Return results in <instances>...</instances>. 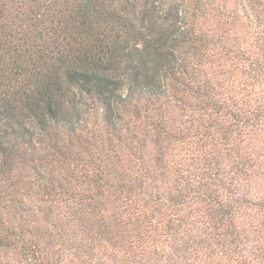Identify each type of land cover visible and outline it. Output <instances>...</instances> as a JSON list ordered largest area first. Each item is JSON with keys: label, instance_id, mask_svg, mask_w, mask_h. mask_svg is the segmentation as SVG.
<instances>
[{"label": "trees", "instance_id": "trees-1", "mask_svg": "<svg viewBox=\"0 0 264 264\" xmlns=\"http://www.w3.org/2000/svg\"><path fill=\"white\" fill-rule=\"evenodd\" d=\"M191 5L0 0V264L5 249H17L29 264H52L53 235L45 234V219L34 223L38 214L50 220L80 210L96 231L107 232L116 226L103 219L112 217L111 208L125 206L133 216L183 207L195 192L206 200L217 195L212 184L196 187L191 173L167 164L134 177L108 172L98 150L108 135L135 158L126 119L150 118L165 97L217 103L203 74L207 42ZM19 195H29V206ZM8 206L28 212L30 236L9 230Z\"/></svg>", "mask_w": 264, "mask_h": 264}, {"label": "rangeland", "instance_id": "rangeland-1", "mask_svg": "<svg viewBox=\"0 0 264 264\" xmlns=\"http://www.w3.org/2000/svg\"><path fill=\"white\" fill-rule=\"evenodd\" d=\"M184 2L197 6L191 19L207 42L201 63L217 103L165 97L151 106L150 118L126 119L135 158L108 135L98 150L108 172L134 177L167 164L191 173L196 187L212 184L217 195L206 200L195 192L183 207L133 216L125 206L109 208L112 217L103 219L116 226L107 232L96 231L80 210L50 220L38 214L34 223L45 219V234L53 235L52 264H264V0ZM22 196L29 206V195ZM3 214L9 230L30 236L28 212L8 206ZM2 254L4 264H29L17 249Z\"/></svg>", "mask_w": 264, "mask_h": 264}]
</instances>
